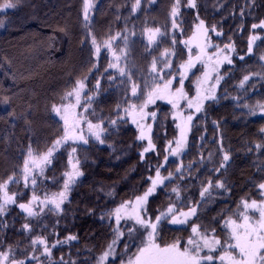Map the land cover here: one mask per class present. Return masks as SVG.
Listing matches in <instances>:
<instances>
[{"label":"trees","instance_id":"obj_1","mask_svg":"<svg viewBox=\"0 0 264 264\" xmlns=\"http://www.w3.org/2000/svg\"><path fill=\"white\" fill-rule=\"evenodd\" d=\"M208 1L209 6L216 2ZM172 2L141 0L140 8L132 12L135 0H93L88 28L83 21V0H20L15 9L0 12V20L4 22L0 26V99L9 97L11 101L10 104L0 103V179L13 173L19 176L18 169L29 144L35 151L43 152L53 140L63 135V121L51 111V106L61 102L64 91L76 79L82 78L92 64H98L99 70H93L88 76V90L95 91L93 86L97 78L100 79V90L92 104L95 116L89 114V119L95 123L97 118H103L104 126L108 128L107 121L117 117L116 106L123 105L125 85L122 77L112 82L108 80L109 75L116 76L114 69L105 71L112 62L111 54L101 45L99 57H96L87 38L88 29L98 43L118 32L123 35L134 33L129 36L126 51L129 61L135 64L132 78L143 88L147 66L152 56L159 54L152 51L149 55L146 51L148 41L143 30L160 27L165 31ZM185 4L186 0H181L183 22H177L184 34L176 37L173 67L187 59V49L179 41L191 35L197 13L207 24H215L223 31L222 37L212 35L211 40L221 47L231 40L236 52L231 54L233 64H225L220 70L224 79L216 92L219 100L207 102L205 114H198L193 121L188 149L177 159L168 158L163 171L173 172V180L171 183L166 181L149 199L148 212L157 214L169 203L184 210L188 204L199 203L200 219L196 222L208 229L214 228L223 241L226 232L222 227L223 219L235 212L242 198L260 200L256 185L264 183V147H255L256 144L264 145V133L260 131L264 128V113L257 111L256 115H249L243 107L244 103L251 106L264 103V80L252 79L243 88L239 86L249 72L264 73V61L260 60L264 55V30L251 29L252 24L264 20V0H255L254 4L251 0H228L223 10L213 11L203 10L204 5L199 1L196 9L187 8ZM241 9L244 10L243 17L240 16ZM255 32L261 33L262 39L248 55V40ZM112 47L119 54L124 44L117 39ZM171 47L165 40L160 50ZM238 56H244V60H239ZM199 67L194 70L195 75L190 74L185 81L189 96L195 92L193 81L201 73ZM132 102L141 103L138 100ZM154 109L157 118L152 135L159 156L148 153L141 160L143 143L137 141L136 129L130 120L123 124L118 121L115 131L108 128L109 135L103 137V144L92 137L87 145L77 144L76 156L83 175L72 186L68 201L62 205L63 212L57 214L45 209L38 223L36 218L26 217L16 205L9 206L6 215L0 217V250L11 245L16 249L17 258H24L25 250L30 251V238L45 236L51 244L74 234L76 240L53 249V259L63 257L67 264H97V257L113 238L115 222L106 213L122 201L140 195L149 186L147 178L154 176L155 167L164 161L166 142L178 135L170 115L172 106L158 101L151 107ZM213 121L219 122L218 128ZM221 137L223 148L230 153L231 159L226 170L214 173L212 169L218 168L222 160ZM69 152L70 147L65 145L55 153L45 170L46 179L37 181V195H51L61 190L63 174L70 170ZM209 153L212 154L210 160ZM201 155L203 163H200ZM181 161L184 165L182 179L175 171ZM189 164L191 169L187 167ZM208 178L213 183L223 181L228 191L212 189L211 197L206 194L201 200V187ZM172 188L179 189V197ZM9 192L24 194L23 198L17 197L18 203L27 202L31 196V189L24 188L22 183L10 185ZM110 192L113 195H109ZM24 223L31 224L34 231L25 232ZM160 228L164 242L176 239L183 242L191 234L186 225L162 223ZM123 248L124 245L118 246L117 259L108 264H119L135 252V245L130 244L126 253L121 252Z\"/></svg>","mask_w":264,"mask_h":264},{"label":"snow or ice","instance_id":"obj_2","mask_svg":"<svg viewBox=\"0 0 264 264\" xmlns=\"http://www.w3.org/2000/svg\"><path fill=\"white\" fill-rule=\"evenodd\" d=\"M148 2L154 3L155 0H148ZM251 2L254 4L255 0H251ZM19 3L20 0H0V12L15 9ZM83 5V21L85 28H88L93 0H83ZM140 6L141 0H135L131 9L132 12L138 10ZM185 6L196 9V0H186ZM243 15L244 10L241 9L240 16L243 17ZM168 20L169 24L165 26V31H162L160 27L143 30L148 41L146 51L149 52V55L152 51L159 53L152 56L147 66V78L144 79L143 88L132 78L135 64L129 61L126 51L129 36L134 35V33L128 32V35H123L118 32L115 36H110L98 43L91 29H88L87 32V38L90 40L97 58L101 52V45L111 54L112 62L107 65L105 71L114 69L116 76L109 75L108 80L112 82L118 77H122V84L125 85L123 105L116 106L117 117L107 121L108 128L115 131L118 121L123 124L130 120L139 130L137 140L145 142V146L140 152L141 160L148 153H154L157 156L160 154L156 151V144L153 142L152 135L157 111H148L150 105H155L158 100L167 101L172 106L173 111L170 115L175 123V128L178 130V135L166 142L163 149L165 153L163 163L155 167L154 176L147 178L149 187L142 194L122 201L115 209L106 213L114 219L115 228L113 229V239L97 257V264H108L110 260L115 261L117 259L119 254L116 249L121 239L125 237V231L121 230L122 221L127 228L128 237L124 251L126 253L131 244L135 245V252L126 261L121 260L119 264H217V262L218 264H264V183L256 185L261 196L260 200L242 198L235 212L223 219L222 227L226 230L223 241L216 234L214 228L208 229L196 222L200 219L198 215L199 203L188 204L187 210L177 208L175 203H169L164 210H158L157 214L148 212L149 198L156 193L158 187L165 184V181L171 183L173 180V172H168L167 176H162L161 168L167 164L169 156L179 157L187 148L188 135L192 130L193 121L198 118V114H205V104L219 100L216 92L224 79L220 75V67L225 63L232 65L231 54L236 52L234 42L231 40L223 47L220 44L212 43V35L222 37L224 33L222 30H218L215 24L209 25L205 20L200 19L197 13V22L191 26V35L187 39L179 41L187 49V59L173 67V58L176 57L174 50L177 44L176 37L184 34V29L177 22L178 20L183 22L181 19V0H173L168 13ZM3 23V20H0V26H3ZM251 29L253 31L256 29L264 30V20L252 24ZM61 30L63 31V29ZM117 39L122 40L124 44V48L119 50V54L112 47ZM258 39L262 38L256 35L249 37L246 54L251 55L253 53V45ZM165 40L170 42L172 47L163 48L161 51V45ZM194 50L195 54H193ZM238 58L241 61L244 60V56H238ZM260 60L264 61V55L260 56ZM198 64L203 66V74L193 81L195 92L194 95L189 96L185 91V81L188 80L190 74L195 75L193 70ZM93 70H99L98 64H92L82 78L76 79L70 88L64 91L60 97L61 102L51 106V111L60 116L63 121V135L53 140L43 152L35 151L29 144L23 164L18 169L19 176L13 173L8 175L6 179H0V217L6 215L7 209L11 205H16L26 217L36 218L38 223L40 222L39 218L45 213V209L57 214L63 212L62 205L68 201L72 186L83 175L79 168V158L76 156V145H87L89 142L87 137H93L100 144H103L105 143L103 137L109 135L108 128L104 126L103 118H97L95 123L89 119V114L95 116V109L92 108V104L100 90L99 78L96 79L93 86L95 91L88 90V76L92 74ZM252 79L264 80V73L249 72L243 76L239 86L243 88ZM234 99L240 100L239 97ZM133 100L141 101V103H134ZM10 102L9 97L0 99V103L3 104H10ZM243 107L248 110L249 115H256L257 111L264 113V103L257 102L254 106L244 103ZM11 115L15 116V113H11ZM213 124L217 128L219 127L218 121H213ZM260 131L264 133V128H261ZM201 139L203 138L201 137ZM65 145L70 147L68 155L70 170L63 174L64 182L61 190L51 195L48 193H44L43 196L37 195L38 179L41 182L46 179L44 175L46 168L51 164L55 153ZM255 147L260 149L264 145L256 144ZM219 150L222 153V160L218 168L212 169L214 173H219L221 169L226 170L231 159L230 153L223 148L222 137ZM211 155L209 153V160ZM74 158L75 162H73ZM203 160L204 157L201 155L200 163H203ZM187 167L191 169L192 165L189 164ZM183 168L184 165L181 161L180 166L175 170L181 179L183 178ZM21 183L24 188L31 189V196L26 203L17 202L18 196L23 198L22 192H9L10 185ZM212 189L228 191L223 181L217 180L213 183L212 179L208 178L201 187V200L205 199L206 194L210 198ZM171 191L179 197L178 188H172ZM109 195H113V193L110 192ZM162 223L186 225L190 228L191 234L186 241H183V246L179 239L172 242L163 241V237L160 235ZM22 228L28 233L34 231L29 223H24ZM76 239L75 235H69L63 240L57 239L50 244L46 237L38 235L30 238V251L25 250L23 259L17 258L16 249L11 245L0 250V264H31L33 261L44 264L43 261H39V257L35 254L38 250L40 255L46 257L50 264H56V262L51 261L52 249L56 248L57 245L66 244ZM37 246L40 248L38 249ZM59 264H67V262L61 257Z\"/></svg>","mask_w":264,"mask_h":264},{"label":"rangeland","instance_id":"obj_3","mask_svg":"<svg viewBox=\"0 0 264 264\" xmlns=\"http://www.w3.org/2000/svg\"><path fill=\"white\" fill-rule=\"evenodd\" d=\"M197 1H199L200 3H201V5H204V6H202V8H203V10H207V11H209V9H211L212 11L213 10H223V7L225 6V5H227L228 4V0L226 1V0H216V2L213 4V6L211 5V6H209V1L208 0H196V3H197ZM227 10V9H226ZM226 10H225V12H226ZM252 35H256V36H259V37H261L262 38V34L260 33V34H258L257 32H255L254 34H252ZM251 35V36H252ZM261 39H258V40H256L255 41V43H254V45H253V51H254V47L256 46V44L260 41ZM212 43H214L213 42V40H212ZM214 44H216V43H214ZM193 54H195V50L193 51ZM225 64H227V63H225ZM225 64H222L221 65V67H220V70L222 69V67L225 65ZM198 66H200L199 68H200V70H201V73H200V75L199 76H201L202 74H203V66L202 65H197L196 66V68L198 67ZM195 68V69H196ZM194 69V70H195ZM193 70V71H194ZM194 95V94H193ZM159 101V100H158ZM157 101V102H158ZM156 102V103H157ZM162 102H164V103H166V104H169L167 101H162ZM156 105V104H155ZM170 105V104H169ZM153 105H150L149 106V108H148V111H153V110H151V107H152ZM155 110V109H154ZM58 116V115H57ZM59 118H60V116H58ZM130 123H131V121H130ZM132 124V123H131ZM134 127H135V129H136V134H137V136L139 135V130L136 128V126L134 125V124H132ZM153 128H154V126H153ZM85 135L87 136V133L85 132ZM88 138V141L90 140V138L91 137H87ZM93 138V137H92ZM138 141V140H137ZM140 142H142V141H140ZM143 143V147L145 146V142H142ZM188 144H189V135H188ZM187 144V148L186 149H188V147H189V145ZM185 149V150H186ZM142 150H143V148H142ZM141 150V151H142ZM184 150V151H185ZM140 151V152H141ZM183 154V153H182ZM181 154V155H182ZM180 155V156H181ZM179 156V157H180ZM169 159H177V156H169ZM163 169L164 168H161V175L162 176H167L168 175V173H164V171H163ZM155 175V174H154ZM166 182V181H165ZM149 187V186H148ZM161 187V186H160ZM159 189V187L157 188V190ZM157 190H156V192H157ZM108 191V190H107ZM110 191V190H109ZM111 192H112V190H111ZM143 193V192H142ZM141 193V194H142ZM151 198V197H150ZM149 198V199H150ZM21 203H26V202H21ZM114 228H115V223H114ZM121 230H123V231H125V237L124 238H122L121 239V241L119 242V245H125L126 243H128V237H127V228L125 227V225H124V222L122 221L121 222ZM69 235H74V234H69ZM69 235H67V236H69ZM45 237V236H44ZM113 239V238H112ZM187 240V239H186ZM185 240V241H186ZM118 245V246H119ZM182 246H183V242H182ZM40 248V246H38V249ZM54 249V248H53ZM53 249H52V254L54 253V251H53ZM116 251H117V253H119V250H118V247H117V249H116ZM121 252L122 253H125V251H124V248L121 250ZM38 257H39V261H43L44 263H47V264H50V262L47 260V258L46 257H44V256H41L40 255V251L38 250L36 253H35ZM129 257V256H128ZM127 257V258H128ZM127 258L124 260V261H126L127 260ZM18 259H23L22 257H19ZM51 261L52 262H57V261H59L58 259L57 260H54L53 259V257H51ZM31 264H39V262L38 261H33V262H31ZM69 264V263H68Z\"/></svg>","mask_w":264,"mask_h":264}]
</instances>
